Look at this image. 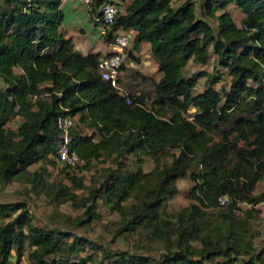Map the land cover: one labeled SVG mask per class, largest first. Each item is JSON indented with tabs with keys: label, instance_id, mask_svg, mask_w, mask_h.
I'll return each mask as SVG.
<instances>
[{
	"label": "trees",
	"instance_id": "trees-1",
	"mask_svg": "<svg viewBox=\"0 0 264 264\" xmlns=\"http://www.w3.org/2000/svg\"><path fill=\"white\" fill-rule=\"evenodd\" d=\"M107 3L120 10L113 32L135 31V51L151 45L162 74L153 96L122 95L101 79L102 56L76 52L66 36L63 0H0V188L25 179L56 208L84 211L39 228L26 202L0 204V264H11L13 249L22 257L27 241L33 264H264L252 224L264 204L255 194L264 182V0H91V17ZM230 6L244 15L241 27ZM212 57L214 73H187L190 61L208 66ZM223 71L230 87L216 89ZM66 114L77 118L70 150L81 159L60 170L70 185L50 183L46 167L28 171L58 166ZM95 165L107 167L99 174ZM188 178L190 204L164 212ZM100 203L118 215L113 240H134L130 250L78 234L102 220ZM242 204L251 209L242 214Z\"/></svg>",
	"mask_w": 264,
	"mask_h": 264
},
{
	"label": "crops",
	"instance_id": "crops-1",
	"mask_svg": "<svg viewBox=\"0 0 264 264\" xmlns=\"http://www.w3.org/2000/svg\"><path fill=\"white\" fill-rule=\"evenodd\" d=\"M62 9L64 12L65 33H66V36L72 40L73 47L76 52L82 53L83 55L100 54L101 56L112 53L111 45L107 44L104 40L105 35L103 32V29L93 24L91 15L89 12V7L83 4L81 0H63ZM131 32L133 33V37L135 38L136 32L135 31H131ZM132 55L139 59L138 63H135L133 61ZM143 55L147 56L148 58L147 60L148 62H145V64L149 63L151 68L152 66L155 65L154 67L156 68H152L150 72H147V70H142L141 64H140L141 63L140 57H142ZM126 64H127L126 69H130V68L135 69L136 71L139 72L141 76L151 77L150 76L151 74L158 71L159 76L162 78V74L159 72L158 66L155 64L152 58L151 45L148 43L142 44L138 51H135L132 46V48L129 50L128 56L126 57ZM128 71L126 72L128 73ZM17 72L20 73L19 70H17ZM124 75H125V71L123 72L122 79ZM128 92L129 91H124L125 94H130V93L139 94V92H136V91L135 92L130 91L129 93ZM92 132L93 130H86V134H90ZM35 166L29 168L28 171L30 173H34L36 171H39L43 167L42 166L41 168L37 170V169H34ZM46 166H48L47 168L50 167V165L48 164ZM61 179L62 178H56V177L54 178V176L51 174V177L48 179V181L50 183H54V182L61 181ZM24 180L25 179H18L15 182H13L11 185H8L4 188H0V204L10 205V204L18 203V202H26L27 206L29 207L30 213L33 214L34 216L33 224L36 227H39V228L49 227L52 229L57 228L59 225L57 224L59 222V217H60L59 213L70 214L72 215L73 218L76 217L77 215L83 214L84 211L76 212L74 211L73 208H71L72 206H69L70 209H68V211L65 210V205L62 206L60 209L56 208L55 204L51 203L45 195H38L37 192L36 193L30 192L32 187L31 185L26 184ZM62 181L64 182V184L70 185V183L67 180H62ZM77 194H81V192H77ZM263 205L264 204L260 205L256 209L260 210V207ZM248 207L249 208L246 209V211L251 209L250 206ZM17 214L18 213L13 214L11 219L6 221V223L13 220L17 216ZM263 214H264L263 212H260V214L257 215L258 217L256 219H259L260 217H264ZM252 222H253L252 223L253 228L257 230L258 232H260V237H258L256 240L263 239L264 226L262 225V223H260L258 226L255 223V220ZM93 227L94 225L92 226V228ZM87 230L79 229L78 234L82 235V233H86ZM25 234L28 235L27 230H25ZM84 235H86L90 240H93L91 236L89 237L87 234H84ZM96 242L99 243L100 245L105 244L102 241L100 242L96 241ZM114 249H117V248H114ZM34 251H35V248L32 247L27 241L25 243V251L22 257L18 256L16 249L12 250L11 258H10L11 264H33L29 256ZM243 258L247 259L246 257H243Z\"/></svg>",
	"mask_w": 264,
	"mask_h": 264
},
{
	"label": "rangeland",
	"instance_id": "rangeland-1",
	"mask_svg": "<svg viewBox=\"0 0 264 264\" xmlns=\"http://www.w3.org/2000/svg\"><path fill=\"white\" fill-rule=\"evenodd\" d=\"M229 10L232 14V17L234 19V21L237 23V25L239 27L242 26L243 21H244V15L241 13L240 10H238L235 6H230ZM92 24V23H91ZM212 56V55H211ZM148 58L147 56L143 55L142 57H140V61H141V69L142 70H147V72H150L152 68H156L154 66H152V68L150 67L149 63L147 61ZM215 64H216V59L214 57L211 58V62L208 66H198V65H194L193 63H190L189 66L187 67V73L190 75H194L197 74L201 71H208L210 73H214V68H215ZM129 70V71H128ZM125 71V75L123 77V79L121 80V87L123 89V91H131V92H145L146 94H150L151 96H153L154 93V84L158 81H160L161 77L159 76L158 71L154 72L153 74H151V77H145L143 78L138 71H136L135 69H124ZM128 71V73L126 72ZM146 72V71H145ZM224 74V78H225V82H221L216 86V89H220L221 86L223 84L226 83V85L228 86V88L230 87V78L226 75V71H223ZM205 80L201 79L199 86H197L196 89V93H202L204 92V89L206 87L205 85ZM4 86L3 82L0 80V89ZM128 92V93H129ZM150 106V104H149ZM195 113V110H191L187 116L189 117H193V114ZM23 122L22 119H15L10 125L9 127H11L14 130H18L20 124ZM53 160L56 161V158H53ZM58 163V162H57ZM48 167L46 166L45 163L41 162L39 164H37L34 169H39L41 167ZM63 166L61 164H58V166L55 168L53 166H50L49 168H47L48 172L51 173L54 178H63V175H60V170ZM107 166H99V165H95V172L99 173V174H103L104 172V168H106ZM146 169H153L154 166L152 165V163L147 162V164L145 165ZM51 169V170H50ZM197 170V169H195ZM94 172V171H93ZM77 173L80 177L88 180L89 178H91L92 173ZM65 178V177H64ZM63 178V180H65ZM178 188L180 190V193L178 196H176L173 200H171L170 202H168L164 207H163V211L170 213V214H177L178 212L182 211L185 207H187L190 202L186 199V195L189 192V190L192 188V182L190 180V178H188L187 180H181L177 183ZM261 192H264V182L260 183L258 185V187L255 190V194H259ZM71 206L70 204L65 205V210L68 211V209H70ZM72 208V207H71ZM249 207L245 204L241 205V209H242V214L243 212L248 209ZM260 212L264 213V205L260 207ZM34 211V210H33ZM99 212L102 215V220L100 222H97L93 228L89 229L86 231V233H82V235L87 234L89 237L91 236V238H93V240L95 241H102L105 244H107L109 247L111 248H117L119 250H130L132 248V245L134 243V240H126L123 238H118L113 240V235L112 233L110 234L109 231H115V229L113 228L112 223H115L118 220V215L113 213L109 207L103 203H100V208H99ZM240 214V216L242 215ZM264 215V214H263ZM262 215V216H263ZM43 218V217H42ZM255 223L259 226L260 223H262V225L264 226V217H260L259 219H255ZM256 225V226H257ZM256 245L259 251H261V249H264V237L263 239H258L256 240ZM154 256H158L159 255V251H155L153 252Z\"/></svg>",
	"mask_w": 264,
	"mask_h": 264
},
{
	"label": "built area",
	"instance_id": "built-area-1",
	"mask_svg": "<svg viewBox=\"0 0 264 264\" xmlns=\"http://www.w3.org/2000/svg\"><path fill=\"white\" fill-rule=\"evenodd\" d=\"M83 4L89 7L91 0H81ZM119 8L111 3L105 4L101 9V14L98 17H91L93 24L103 29L104 35L112 36V53L104 55L98 63V74L105 82H109L114 89L124 95L121 87V80L124 69L127 67L126 57L129 50L133 46L134 37L131 31L120 30L113 32L112 27L115 23ZM129 103V101H128ZM77 118L70 114L61 116L58 119L57 127L61 132L60 143L57 149V160L59 163L70 169H74L81 164V159L75 152H71L70 147L73 141L72 129L76 126ZM228 198L220 199L221 205H226Z\"/></svg>",
	"mask_w": 264,
	"mask_h": 264
},
{
	"label": "water",
	"instance_id": "water-1",
	"mask_svg": "<svg viewBox=\"0 0 264 264\" xmlns=\"http://www.w3.org/2000/svg\"><path fill=\"white\" fill-rule=\"evenodd\" d=\"M191 62V61H190Z\"/></svg>",
	"mask_w": 264,
	"mask_h": 264
}]
</instances>
